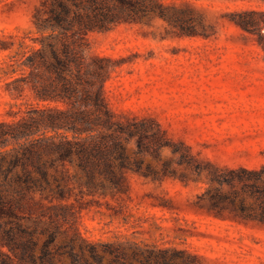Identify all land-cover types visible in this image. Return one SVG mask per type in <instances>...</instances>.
I'll return each mask as SVG.
<instances>
[{"label": "rangeland", "instance_id": "1", "mask_svg": "<svg viewBox=\"0 0 264 264\" xmlns=\"http://www.w3.org/2000/svg\"><path fill=\"white\" fill-rule=\"evenodd\" d=\"M187 1L217 24L214 33L206 27L214 34L210 39L162 40L140 24L120 25L100 40L131 62L113 75L114 99L133 118L152 116L173 146L184 142L189 161H179L172 146L160 148L157 158L141 155L142 168L149 164L155 174H134L125 193L111 197L106 190L66 213H46L34 206L39 194L26 193L24 209L0 215V264H46L69 238L185 249L199 264H264V233L232 220L228 210L230 172L264 166V51L230 19L244 10H264V0ZM33 4L37 0H0V35L35 34L26 16ZM13 53H0V62ZM5 76L0 70V80ZM136 148L135 139L127 144L131 157ZM220 194L227 199H218ZM79 195L74 187L71 199ZM8 234L17 239L10 249ZM69 262L65 254L51 261Z\"/></svg>", "mask_w": 264, "mask_h": 264}, {"label": "trees", "instance_id": "2", "mask_svg": "<svg viewBox=\"0 0 264 264\" xmlns=\"http://www.w3.org/2000/svg\"><path fill=\"white\" fill-rule=\"evenodd\" d=\"M232 15L231 22L264 51V10ZM26 16L35 34L0 35V53L14 52L0 62L6 74L0 80V215L24 209L28 192L39 194L34 206L49 214L83 209L106 190L111 197L125 193L134 174L156 172L149 164L143 169L140 156L157 158L163 146H172L179 161H189L184 142L173 146L152 116L133 118L114 99L113 75L131 62L113 55L100 36L120 25L146 24L148 33L162 40L210 39L217 24L205 11L187 0H37ZM133 139L137 148L131 157L127 144ZM230 173L231 219L264 233V166ZM74 187L80 195L71 199ZM7 239L9 249L15 247L17 239L9 234ZM69 239L54 252L67 255L69 264H103L104 259L108 264H199L196 255L175 247Z\"/></svg>", "mask_w": 264, "mask_h": 264}]
</instances>
